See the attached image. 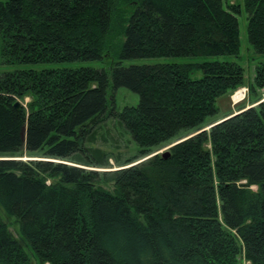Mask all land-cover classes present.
I'll use <instances>...</instances> for the list:
<instances>
[{
  "label": "trees",
  "instance_id": "trees-1",
  "mask_svg": "<svg viewBox=\"0 0 264 264\" xmlns=\"http://www.w3.org/2000/svg\"><path fill=\"white\" fill-rule=\"evenodd\" d=\"M243 2L264 54V0ZM241 11L225 0H0V65L95 60L117 46L123 59L239 56ZM112 77L140 96L113 113L142 147L124 160L91 146L106 71L0 73V264H264V101L209 119L248 87L244 67L117 64ZM173 142L168 159L138 163Z\"/></svg>",
  "mask_w": 264,
  "mask_h": 264
},
{
  "label": "rangeland",
  "instance_id": "rangeland-1",
  "mask_svg": "<svg viewBox=\"0 0 264 264\" xmlns=\"http://www.w3.org/2000/svg\"><path fill=\"white\" fill-rule=\"evenodd\" d=\"M230 3H237L242 5V11L237 14L240 30L241 51L239 56L235 55H216L211 57L202 56H171L161 58H139V59H123L120 56V49L118 46L105 54L100 59L76 61V62H53V63H37V64H17L13 66L0 65V73L6 71H15L19 69H33L42 71L45 69H78V68H94L98 70H104L108 73L109 86L107 88V102L108 113L105 121L97 128V142L91 144L92 147L101 148L105 152L113 155V157H121L129 159L139 154L142 147L133 139L130 132H128L117 120V117L113 113L121 112L127 106H137L140 102L139 94L132 90L119 87L115 88L113 85L112 72L116 65H122L123 67H130L133 65H159V64H198L203 62H236L239 63L245 69L246 85L238 89L232 95L227 94L218 99L217 105L219 107V113L214 117H210V122L221 120L231 113L241 108V106L250 107L253 104H257V100L262 99L264 101V89L257 88V93L250 92L249 87L254 84L256 69L259 65L264 64V54L258 53L254 46L249 41L248 36V13L244 8L243 0H225ZM203 76L201 71H194L192 78L199 79ZM241 89H246L245 93H241L240 98L234 99V96L239 93ZM210 127L206 128L208 130ZM176 143V142H175ZM168 144L158 149L153 155L139 161L138 163L154 157L155 155H163L165 152H170V148L175 144ZM23 160H31L28 157L27 152L22 153ZM112 165L115 167L113 170L119 169L116 167V159L111 160ZM101 169L100 171H105ZM256 189V188H254ZM14 233L16 231L13 229ZM35 264V263H34Z\"/></svg>",
  "mask_w": 264,
  "mask_h": 264
},
{
  "label": "water",
  "instance_id": "water-1",
  "mask_svg": "<svg viewBox=\"0 0 264 264\" xmlns=\"http://www.w3.org/2000/svg\"><path fill=\"white\" fill-rule=\"evenodd\" d=\"M15 107L18 109V108H20L21 107V103L20 102H17L16 104H15ZM169 155H170V152H165L163 155H162V157L164 158V159H168L169 158Z\"/></svg>",
  "mask_w": 264,
  "mask_h": 264
},
{
  "label": "bare ground",
  "instance_id": "bare-ground-1",
  "mask_svg": "<svg viewBox=\"0 0 264 264\" xmlns=\"http://www.w3.org/2000/svg\"><path fill=\"white\" fill-rule=\"evenodd\" d=\"M240 96H241V93H237V95L234 96V99H238L240 98Z\"/></svg>",
  "mask_w": 264,
  "mask_h": 264
},
{
  "label": "built area",
  "instance_id": "built-area-1",
  "mask_svg": "<svg viewBox=\"0 0 264 264\" xmlns=\"http://www.w3.org/2000/svg\"><path fill=\"white\" fill-rule=\"evenodd\" d=\"M247 90L246 89H241L240 91H239V93H245Z\"/></svg>",
  "mask_w": 264,
  "mask_h": 264
}]
</instances>
